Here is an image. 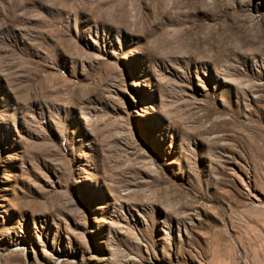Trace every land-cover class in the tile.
Wrapping results in <instances>:
<instances>
[{"label": "rangeland", "instance_id": "374dc122", "mask_svg": "<svg viewBox=\"0 0 264 264\" xmlns=\"http://www.w3.org/2000/svg\"><path fill=\"white\" fill-rule=\"evenodd\" d=\"M0 264H264V0H0Z\"/></svg>", "mask_w": 264, "mask_h": 264}]
</instances>
